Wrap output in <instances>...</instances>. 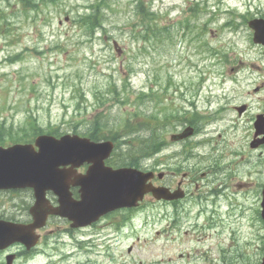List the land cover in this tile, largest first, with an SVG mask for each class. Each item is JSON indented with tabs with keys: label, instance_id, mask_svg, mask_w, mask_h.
<instances>
[{
	"label": "rangeland",
	"instance_id": "rangeland-1",
	"mask_svg": "<svg viewBox=\"0 0 264 264\" xmlns=\"http://www.w3.org/2000/svg\"><path fill=\"white\" fill-rule=\"evenodd\" d=\"M92 1L35 0L36 8L25 10L23 2L0 0V11L5 17H0V26L10 28L8 33H0V124L17 127L31 115L44 129L59 125L64 134L71 133L74 125L80 130L89 128L90 121L97 119L104 132L110 128L108 134L117 135L121 126L135 122V114H153L166 121L164 125L158 123L156 129L164 140L163 149L158 155L139 160V164L154 166L167 174L176 168V162L188 167L211 168L214 154L211 149L217 148L215 153H220L222 149L226 152L232 148L237 151L234 158L241 177L230 186L244 183L241 188L236 186L244 204L250 203L251 209L254 202L257 206L259 185L264 183V145L254 150L249 147V141L254 115L264 110L263 50L251 43L247 25L225 8L235 6L244 13L249 7L252 12L256 6L264 8V0H220L222 15L214 20L209 18L216 8L215 0H200L209 8L196 19L186 16L183 10L186 0L157 1L151 10L160 16L157 26L162 29L147 40L137 36L142 27L133 24L137 20L132 12L134 0H107L115 10H106L104 23L101 22L104 29L87 35L73 18ZM232 18L236 25L225 27L224 23ZM179 22L188 27L181 30ZM147 32L151 34L150 30ZM210 48L218 54L211 56ZM17 52H22L20 60L9 63L6 58ZM223 54L227 59L220 58ZM187 100L194 101L196 112L205 119L187 111L193 110ZM241 103H246L249 110L238 116L232 106ZM181 117L201 126L187 143L169 140L171 133L184 126L178 121ZM207 131L210 141L206 145L197 142ZM149 133L148 129L138 130L134 135L120 138L126 140L121 145L118 162H126L128 146L138 144ZM201 171L194 169L198 188L193 184L187 186L194 192L190 201L185 200L190 207L204 188H219L216 170L212 169L202 180ZM202 182H206L204 187ZM237 201L242 203L239 198ZM154 203L147 198L140 211L128 214L131 218L121 231L125 233L127 228L129 231L126 237L113 243L112 261L106 257L104 262L259 264L264 225L258 214L247 210L238 218L234 208L218 217L217 223L213 216L206 223L204 212L209 209L201 214L194 204L188 208V216L182 222L179 217V224L171 227V208L165 203ZM155 211L166 212L168 216H158ZM59 224L60 229L50 236L46 246H40L44 249L39 257H33L31 264H40L44 258L57 263L65 258L68 264H83L89 259V264H93V253L88 254L90 258L78 255L74 239H68L62 229L64 223ZM33 255L34 250L30 257Z\"/></svg>",
	"mask_w": 264,
	"mask_h": 264
},
{
	"label": "water",
	"instance_id": "water-1",
	"mask_svg": "<svg viewBox=\"0 0 264 264\" xmlns=\"http://www.w3.org/2000/svg\"><path fill=\"white\" fill-rule=\"evenodd\" d=\"M252 26L255 28L253 40L264 45V29L256 27V23ZM242 110L243 107L239 108L240 112ZM255 128V135L264 134L263 115L257 116ZM261 143H264V136L256 139L251 145L254 147ZM111 147L110 142L94 143L75 134H64L59 138L39 135L34 145L0 146V188L28 186L34 190L36 199L31 208L34 220L26 230L21 231L17 224L0 220V248L13 241H22L27 246L33 244L36 237L31 236L28 231L40 226L47 213L67 216L74 221L72 226H78L89 223L105 211L123 206H135L148 191H151L156 199L177 197L168 193L167 190L157 189L147 183V180L152 177L151 172H141L133 168L117 170L105 168L103 173H100L102 165L95 164L93 166L95 169L85 177L87 185L82 193V201L78 202L80 205L74 204L69 192L62 189L67 186L64 185L65 173L59 169V166L67 163L77 166L82 161L101 163ZM47 189L58 196L59 204L56 207H51L47 203L44 196ZM262 194L261 216L264 219V188ZM261 264H264V255Z\"/></svg>",
	"mask_w": 264,
	"mask_h": 264
},
{
	"label": "flooded vegetation",
	"instance_id": "flooded-vegetation-1",
	"mask_svg": "<svg viewBox=\"0 0 264 264\" xmlns=\"http://www.w3.org/2000/svg\"><path fill=\"white\" fill-rule=\"evenodd\" d=\"M258 3V2H257ZM260 5V3H258ZM222 13H220L218 10H215V12H211V19H216L219 16H221ZM232 17L240 18V22L243 20H250V19H256V18H264V8L261 6H256L253 9V13H249L248 11L246 13H236V14H230ZM232 18V19H234ZM235 22V21H234ZM188 125L193 128V134H196L200 131V124L196 123L194 120H187ZM112 167H120L115 166L114 164L110 163ZM88 165L83 164L82 166L78 167L76 169V173L74 175L80 176L82 173L86 171ZM188 169H193L192 172H189ZM194 167H188L186 170H178L177 168L171 169L170 172L167 174L165 172H161L160 178L155 177V183L157 185H164L168 187L170 190L174 191L176 189H181L184 191V196L180 199H174L169 201L170 208L172 210V214L175 212H182L183 206L186 204L185 200L187 198H190L192 194H194L193 191L189 190L187 186L190 184H193L195 188H198L199 184L197 182V178L194 176L196 172H194ZM210 171L209 168L203 169L201 171L200 177H204L206 174H208ZM158 175V174H157ZM167 175L170 176V178H166ZM70 191L72 193V197L74 199H79L80 196V186L79 185H70ZM25 193L26 196H19V194ZM48 198L50 199L51 203L55 204L56 199L51 194V192L46 193ZM34 199L31 189H5L0 190V218L7 219L16 223L20 224H29L32 221L31 213H30V206L32 205ZM164 202V201H160ZM117 211H123V210H116L107 213L106 215L100 217L99 221L92 223L89 226L76 228L74 230L70 229L69 221H67L65 218H60L58 216L54 215H48L46 224L42 228H39L36 230V232L39 234V243L36 248L27 249L22 243L19 242H13L9 246L5 247L4 249H0V264H31L33 257L38 256L42 253V249L40 248L41 245L46 246L45 243L49 242L48 239L50 236L55 235L56 229H60V222H64L65 225L62 227V229L66 233L72 232V237L74 238V243L76 244V250L78 255H88L92 253L90 250L89 252L87 250H84L83 248H90L93 250V252H96V246H102L105 247L106 244V235L104 234L102 237H99L102 234V230L108 225V229H111V226H114L116 229L123 228V225L119 224L121 222V215L116 213ZM71 236V235H70ZM122 237V234H117V238ZM110 246V244L108 245ZM33 250L35 251V255H30L33 253ZM75 250V251H76ZM106 255L103 249V256ZM90 258V256L88 255ZM78 258V257H77ZM90 260L86 259L83 261V264H89ZM64 263V260H59V263H57L54 260H44L40 262V264H68ZM95 264V259L94 263Z\"/></svg>",
	"mask_w": 264,
	"mask_h": 264
},
{
	"label": "trees",
	"instance_id": "trees-1",
	"mask_svg": "<svg viewBox=\"0 0 264 264\" xmlns=\"http://www.w3.org/2000/svg\"><path fill=\"white\" fill-rule=\"evenodd\" d=\"M19 2H23L24 9L30 10L36 8L37 2L35 0H18ZM42 2V1H38ZM100 1L96 0L94 4H90L88 6L89 10L87 12H80L76 13L74 15V22L76 25L81 26L84 28L85 32L89 35H92L94 30L96 28L102 27L101 25V17H103V8L104 1L102 2L103 5L99 4ZM30 7V9H29ZM143 13L146 15L148 14V9L145 8L143 10ZM153 18L147 20V22L138 24L139 27L144 32V35H147V30H150L152 33L155 32V28L152 26ZM101 29V28H100ZM103 29V28H102ZM10 28L2 29L0 26V32L8 33ZM150 32V33H151ZM142 33H139L141 35ZM142 34L143 38H147L149 36H144ZM21 57V53L16 54L12 59H17ZM27 120L24 121L23 125H19L17 127H5V125L2 123L0 124V144H3L7 141H29L31 140L35 135L40 133H49L55 136H58L63 131H60L59 125L53 126L48 125L46 129H44L40 124H38L36 118L29 115L26 117ZM151 118L154 119L153 116ZM128 125V124H127ZM146 128L150 131V133L147 136H144L138 144L130 145L129 146V152H128V160L129 162L138 161L139 158L143 155H149L156 150L159 149L162 142L160 140V136H158V133L154 129V127L149 123L148 121L145 122ZM73 133H78L84 136H88L91 139L99 140V139H112V140H118L119 135H110L108 134L111 129L109 128L107 131L104 132V126L97 120H91L89 124V128L80 130L77 126H71ZM126 128V127H125ZM13 134V137H12ZM133 154H138L139 156L136 158L133 156Z\"/></svg>",
	"mask_w": 264,
	"mask_h": 264
}]
</instances>
